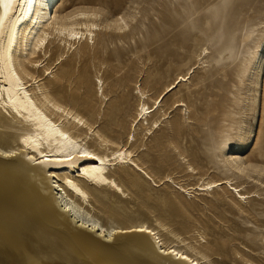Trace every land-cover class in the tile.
<instances>
[{"label": "rangeland", "instance_id": "obj_1", "mask_svg": "<svg viewBox=\"0 0 264 264\" xmlns=\"http://www.w3.org/2000/svg\"><path fill=\"white\" fill-rule=\"evenodd\" d=\"M59 3V16L96 11L103 30L94 43L69 52L54 42L44 83L56 85L58 103L131 152L153 181L130 166L116 169L112 175L125 196L90 195L94 215L105 226L146 223L165 244L174 242L168 233L175 234L209 264H264V183L257 188L244 177L264 181V62H257L264 0ZM180 77L185 81L164 95L160 108L136 121V91L151 108ZM13 143L0 133L1 147ZM227 155L257 168L237 177ZM25 158L0 161V264H179L159 256L147 237L101 243L77 230L57 211L43 179L51 167ZM222 180L254 198L237 200L224 186L194 190Z\"/></svg>", "mask_w": 264, "mask_h": 264}, {"label": "bare ground", "instance_id": "obj_2", "mask_svg": "<svg viewBox=\"0 0 264 264\" xmlns=\"http://www.w3.org/2000/svg\"><path fill=\"white\" fill-rule=\"evenodd\" d=\"M59 2L0 0V133L14 137L12 146H0V161L7 162L23 155L25 159L32 160L33 164H30L33 166L51 167L43 179L57 211L77 230L101 243H110L117 236L139 235L151 240L159 256L173 262L209 264L206 256L195 255V249L175 234L168 233L174 242L165 244L158 231L146 223L126 228L105 226L94 215L90 195L94 194L98 199L100 192L125 196L122 186L112 175L116 169L130 166L148 181L152 180L135 164L131 152L116 148L84 118L58 103L53 98L58 89L52 81H48V85L44 83V74L51 70L48 48L54 42L59 43L56 50L63 47L69 52L75 46L94 43L95 33L103 30L96 11H67L59 16ZM122 29L117 27L114 32L120 33ZM259 48L257 62L261 64L264 62V44ZM63 57L57 60V65L62 64ZM185 78L180 77L179 81L169 86L151 108L144 104L146 97L137 90L140 104L136 121H147L160 108L164 95L176 89ZM98 84L101 97L103 83L100 79ZM181 106L176 104V107ZM157 125L158 122H153L152 127ZM236 159L233 155L226 157L237 177H243L249 167L252 171L257 168L247 167ZM244 177L253 186L262 188L264 181L252 180L249 174ZM166 181L170 182V179ZM223 186L233 192L237 200L255 196L242 194V188L234 187L230 180L197 186L194 190L212 192Z\"/></svg>", "mask_w": 264, "mask_h": 264}]
</instances>
